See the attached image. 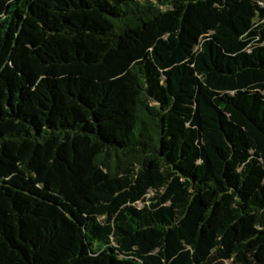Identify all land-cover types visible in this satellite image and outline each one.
Here are the masks:
<instances>
[{
  "label": "trees",
  "instance_id": "obj_1",
  "mask_svg": "<svg viewBox=\"0 0 264 264\" xmlns=\"http://www.w3.org/2000/svg\"><path fill=\"white\" fill-rule=\"evenodd\" d=\"M0 264H264V0H0Z\"/></svg>",
  "mask_w": 264,
  "mask_h": 264
}]
</instances>
